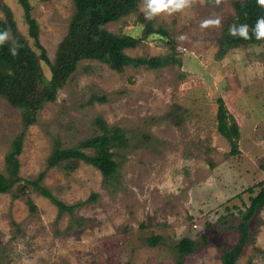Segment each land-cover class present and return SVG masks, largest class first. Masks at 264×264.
Returning a JSON list of instances; mask_svg holds the SVG:
<instances>
[{"label":"rangeland","instance_id":"1","mask_svg":"<svg viewBox=\"0 0 264 264\" xmlns=\"http://www.w3.org/2000/svg\"><path fill=\"white\" fill-rule=\"evenodd\" d=\"M12 2L8 5L27 32L20 8ZM4 4L0 0V17ZM32 5L41 41L54 60L75 12L73 2L32 0ZM146 7L141 0L135 14L106 29L139 39L143 22L151 20L191 60L182 67H128L123 73L96 61L82 62L56 102L46 104L37 124L25 132L20 176L38 177L56 140L71 148L93 137L98 118L127 135L128 146L113 148L119 170L109 186L100 171L84 162H69L76 165L73 171L64 166L48 171L42 185L54 197L67 205L85 203L59 221L57 207L33 189L35 212L26 196L14 198L17 187L0 194V264H177L175 247L186 236L196 239L201 250L185 264H222L221 249L238 242L236 227L249 198L264 183V44L231 49L218 59L223 20L235 14L231 0H193L171 16L151 19ZM168 52L157 35L126 51L146 58ZM43 68L50 79L49 66L43 63ZM103 95L107 103L89 102ZM220 98L241 129L238 155L230 154L231 145L218 130ZM22 130L21 110L0 97L1 173ZM252 187L257 188L250 193ZM249 231L252 243L237 264L250 259L264 264L257 252L264 250V209L251 220ZM153 235L162 237L156 248L146 242Z\"/></svg>","mask_w":264,"mask_h":264},{"label":"trees","instance_id":"2","mask_svg":"<svg viewBox=\"0 0 264 264\" xmlns=\"http://www.w3.org/2000/svg\"><path fill=\"white\" fill-rule=\"evenodd\" d=\"M2 1L5 4L2 6L4 17H0V32L7 30L9 33L0 44V97L12 107L21 110L23 130L16 136L6 155L5 173L0 172V194L11 193L17 187L14 198H19V193L26 196L30 209L35 212L37 209L30 199V191L33 189L57 207L59 221L65 214L73 215L75 209L85 203L67 205L54 197L53 193L42 185L47 172L61 166L73 171L76 165H70L69 162H84L100 171L105 186H109V181L119 170V164L115 160L117 154L113 148L128 146V138L123 129L110 128L103 119H95L97 133L93 137L82 140L71 148H63L60 140H56L45 170L35 179L26 180L20 176L19 156L23 151L25 132L37 124L40 110L46 104L56 102L59 91L67 85L84 61H96L113 71L123 73L128 67L146 70H160L172 65L182 67L191 57L183 55L178 50L177 42L168 37L167 31L163 28L155 29L151 20L143 22L145 27L139 39L127 34L117 35L106 29L107 25L135 14L141 0H72L75 12L70 20L68 33L58 44L55 58L52 60L41 41V29L33 16L32 0ZM9 1H15L19 6L27 32L21 30L18 13L8 5ZM212 1L207 0V3L211 4ZM231 4L235 14L223 20L219 60L231 49L264 44V39L258 40L254 31L257 21L264 18V7L260 6L257 0H231ZM241 25L248 26V39L230 34L232 26L239 28ZM154 35L164 38L169 49L167 54L146 58L132 57L126 53ZM43 63L51 70L50 79L45 74ZM94 101L104 104L108 102V98L105 95L93 96L89 102L93 104ZM217 102L218 130L229 141L230 154L238 155L240 126L229 115L224 100L220 98ZM176 125L181 126V122ZM258 187L261 190L256 196L249 198L250 205L244 214L243 222L236 227L240 234L238 242L231 249H221L222 264H237L252 243L249 223L264 209V183H260ZM256 188H250L249 192L253 193ZM92 198L96 199L97 195L93 194ZM161 239V236L153 235L146 239V242L149 247L156 248ZM202 240L204 245H209L208 236H203ZM175 248L178 252L177 264H185L187 257L201 250L196 239L190 236L182 238ZM257 252L264 256V250L257 249ZM247 264L255 263L250 259Z\"/></svg>","mask_w":264,"mask_h":264},{"label":"clouds","instance_id":"3","mask_svg":"<svg viewBox=\"0 0 264 264\" xmlns=\"http://www.w3.org/2000/svg\"><path fill=\"white\" fill-rule=\"evenodd\" d=\"M192 3L193 0H146L147 7L145 13L149 19L161 14L171 16L172 14L191 6ZM257 3L264 7V0H257ZM254 31L258 40L264 39V18H261L257 21ZM8 33L9 32L7 30L0 32V44H2L6 39ZM230 34L240 35L241 37L248 39V26L241 25L239 28L232 26L230 28Z\"/></svg>","mask_w":264,"mask_h":264},{"label":"built area","instance_id":"4","mask_svg":"<svg viewBox=\"0 0 264 264\" xmlns=\"http://www.w3.org/2000/svg\"><path fill=\"white\" fill-rule=\"evenodd\" d=\"M194 228H197V226H194Z\"/></svg>","mask_w":264,"mask_h":264}]
</instances>
